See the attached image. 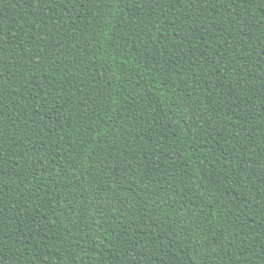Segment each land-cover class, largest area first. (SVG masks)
I'll return each instance as SVG.
<instances>
[{
    "label": "trees",
    "instance_id": "16d2710c",
    "mask_svg": "<svg viewBox=\"0 0 264 264\" xmlns=\"http://www.w3.org/2000/svg\"><path fill=\"white\" fill-rule=\"evenodd\" d=\"M0 264H264V0H0Z\"/></svg>",
    "mask_w": 264,
    "mask_h": 264
}]
</instances>
